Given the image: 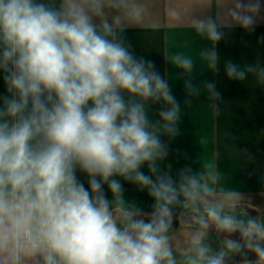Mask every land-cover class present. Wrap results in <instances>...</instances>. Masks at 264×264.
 Returning a JSON list of instances; mask_svg holds the SVG:
<instances>
[{
    "label": "clouds",
    "instance_id": "obj_1",
    "mask_svg": "<svg viewBox=\"0 0 264 264\" xmlns=\"http://www.w3.org/2000/svg\"><path fill=\"white\" fill-rule=\"evenodd\" d=\"M261 9L260 0H224L223 24L192 20L211 45L199 52L209 70L219 71L225 28L254 31ZM148 15L143 0H0V264H229L230 252L264 264V219L206 200L201 211L199 175L163 167L181 105L155 61L135 54L124 23ZM170 63L191 77L196 62L174 53ZM224 67L232 80L253 74L264 84V66ZM184 88L202 91L191 78ZM203 89L221 99L214 82ZM124 182L147 191L150 212L125 198ZM177 205L200 226L181 260L170 237ZM213 224L229 234L227 250L205 242Z\"/></svg>",
    "mask_w": 264,
    "mask_h": 264
},
{
    "label": "crops",
    "instance_id": "obj_2",
    "mask_svg": "<svg viewBox=\"0 0 264 264\" xmlns=\"http://www.w3.org/2000/svg\"><path fill=\"white\" fill-rule=\"evenodd\" d=\"M143 2L149 15L139 24L124 22L127 38L135 54L155 61L157 69L170 81L182 113L180 135L169 143L163 167L175 175L180 168L190 166L199 175L201 185L208 188V192H202L203 199L197 201L201 211L206 200L223 204L224 212L238 219H264V84L253 74L244 81L232 80L224 67L228 61L241 67L264 66V0H260L262 9L254 31L238 25L225 28V38L216 45L220 57L218 72L209 70L200 60V50L211 45L196 33L192 20L213 16L223 24L224 0ZM171 8L178 9L180 16L173 17ZM174 53L193 57L196 63L191 77L170 63ZM189 78L202 89L198 96L188 97L184 80ZM208 81L214 82L221 99L210 100L203 89ZM6 94L0 76V96ZM186 99L191 102L185 104ZM142 170L147 174L146 167ZM124 189L129 202L145 211L152 210L154 201L146 190L128 182H124ZM174 211L179 214V227L172 228L170 237L177 259L181 260L190 235L200 226L194 221L196 213L191 208L177 205ZM228 237V233L218 230L214 224L206 230L205 239L209 241L225 243ZM231 238L235 240L233 234Z\"/></svg>",
    "mask_w": 264,
    "mask_h": 264
},
{
    "label": "water",
    "instance_id": "obj_3",
    "mask_svg": "<svg viewBox=\"0 0 264 264\" xmlns=\"http://www.w3.org/2000/svg\"><path fill=\"white\" fill-rule=\"evenodd\" d=\"M175 214V219L173 222V227L172 228H178L179 227V214L174 211ZM235 240L239 241L240 240V234L239 232L233 234ZM232 259L229 260V264H242L244 263V256L243 254H237V253H229ZM251 260H255V256L250 257Z\"/></svg>",
    "mask_w": 264,
    "mask_h": 264
},
{
    "label": "trees",
    "instance_id": "obj_4",
    "mask_svg": "<svg viewBox=\"0 0 264 264\" xmlns=\"http://www.w3.org/2000/svg\"><path fill=\"white\" fill-rule=\"evenodd\" d=\"M205 242L210 244L212 248H214L215 250H220V249H224L227 250L225 248V243L221 242V241H209L207 239H205ZM244 264V263H242Z\"/></svg>",
    "mask_w": 264,
    "mask_h": 264
}]
</instances>
